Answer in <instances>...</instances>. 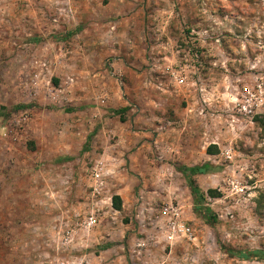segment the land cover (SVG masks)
<instances>
[{"label":"rangeland","instance_id":"1","mask_svg":"<svg viewBox=\"0 0 264 264\" xmlns=\"http://www.w3.org/2000/svg\"><path fill=\"white\" fill-rule=\"evenodd\" d=\"M203 164L210 222L179 169ZM249 249L264 0H0V264H264L228 252Z\"/></svg>","mask_w":264,"mask_h":264},{"label":"trees","instance_id":"2","mask_svg":"<svg viewBox=\"0 0 264 264\" xmlns=\"http://www.w3.org/2000/svg\"><path fill=\"white\" fill-rule=\"evenodd\" d=\"M179 169L181 170V172L184 174V177L187 181V184L190 188V191L193 195V199L194 201H196L199 205L198 207H196L198 209V212L202 213V217L210 222V220L212 221L214 218V216H211L209 214H207L205 212V209L203 207L200 206V201L203 199V194L202 192L199 191V189L197 188V186L194 183V180L192 179V176L196 173H204L208 171V165L207 164H203V165H194V166H190V167H186V166H179ZM207 193L210 196H217L216 190L214 189H208ZM118 199L117 195L113 196V201L115 204H117V202H115ZM117 206V205H116ZM228 252L237 255L243 259H249V260H257L259 258H263L264 259V251H260V250H256V249H249V250H228Z\"/></svg>","mask_w":264,"mask_h":264},{"label":"built area","instance_id":"3","mask_svg":"<svg viewBox=\"0 0 264 264\" xmlns=\"http://www.w3.org/2000/svg\"><path fill=\"white\" fill-rule=\"evenodd\" d=\"M240 92L242 93V95L244 96V98H246L245 101H248V100H249L248 98H250V97L252 96V93H251L250 89L248 88V86H243V87H242V90H241ZM250 99H251V98H250ZM249 105H250V104L242 105V108H243L244 110H247L248 112H251V108L249 107ZM247 106H248V108H247ZM250 106H251V105H250ZM96 175H98V174H96ZM94 222H95V220H94L93 217H90V218L88 219V224H89V225H93ZM178 230H179V231H182L183 229H179V228H178Z\"/></svg>","mask_w":264,"mask_h":264},{"label":"bare ground","instance_id":"4","mask_svg":"<svg viewBox=\"0 0 264 264\" xmlns=\"http://www.w3.org/2000/svg\"><path fill=\"white\" fill-rule=\"evenodd\" d=\"M178 228H179V229H182V227H180V226H179Z\"/></svg>","mask_w":264,"mask_h":264}]
</instances>
